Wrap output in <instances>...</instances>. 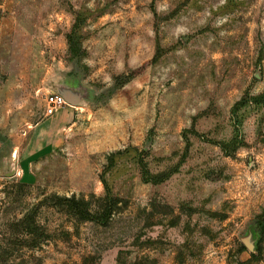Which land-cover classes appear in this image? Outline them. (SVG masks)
Here are the masks:
<instances>
[{"label": "rangeland", "instance_id": "obj_1", "mask_svg": "<svg viewBox=\"0 0 264 264\" xmlns=\"http://www.w3.org/2000/svg\"><path fill=\"white\" fill-rule=\"evenodd\" d=\"M263 90L264 0H0V264H264Z\"/></svg>", "mask_w": 264, "mask_h": 264}, {"label": "trees", "instance_id": "obj_2", "mask_svg": "<svg viewBox=\"0 0 264 264\" xmlns=\"http://www.w3.org/2000/svg\"><path fill=\"white\" fill-rule=\"evenodd\" d=\"M252 100L257 104L264 105V90L261 93H259L258 95L253 96ZM219 144L222 147H225L227 145L226 143H221V142ZM188 145H189V141L187 139V145H186L185 153L183 154L182 159H184L186 157V154L188 153ZM144 154H145V152H141V155L138 159L139 172H140L141 177L144 181L151 182L153 184L161 183V182L165 181L167 178H169V176H171L172 174H174L178 171L180 163L169 167L167 170L160 171L157 173H151V171L148 168L147 162L145 161ZM262 232L264 235V229ZM240 250L242 251L243 248H241ZM262 253H263L262 246L259 245L258 246V255L252 254L251 255V261H257L260 258V256L262 255ZM249 262H250V260H249Z\"/></svg>", "mask_w": 264, "mask_h": 264}, {"label": "built area", "instance_id": "obj_3", "mask_svg": "<svg viewBox=\"0 0 264 264\" xmlns=\"http://www.w3.org/2000/svg\"><path fill=\"white\" fill-rule=\"evenodd\" d=\"M66 101L57 93L49 92L45 96V115L50 116L66 107Z\"/></svg>", "mask_w": 264, "mask_h": 264}, {"label": "water", "instance_id": "obj_4", "mask_svg": "<svg viewBox=\"0 0 264 264\" xmlns=\"http://www.w3.org/2000/svg\"><path fill=\"white\" fill-rule=\"evenodd\" d=\"M60 95L64 98V100L66 101V103H68L67 98L63 94H60Z\"/></svg>", "mask_w": 264, "mask_h": 264}]
</instances>
